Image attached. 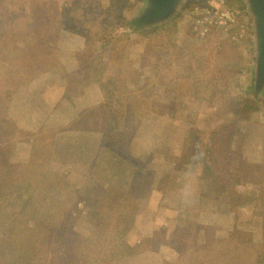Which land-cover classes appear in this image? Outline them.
I'll return each mask as SVG.
<instances>
[{
  "label": "rangeland",
  "instance_id": "obj_1",
  "mask_svg": "<svg viewBox=\"0 0 264 264\" xmlns=\"http://www.w3.org/2000/svg\"><path fill=\"white\" fill-rule=\"evenodd\" d=\"M144 1L0 0V264H264V180L241 167L264 142L246 9L184 0L142 28ZM218 4L235 23L201 36ZM45 73L66 90L27 148L18 90ZM173 171L206 179L198 208L164 211Z\"/></svg>",
  "mask_w": 264,
  "mask_h": 264
},
{
  "label": "crops",
  "instance_id": "obj_2",
  "mask_svg": "<svg viewBox=\"0 0 264 264\" xmlns=\"http://www.w3.org/2000/svg\"><path fill=\"white\" fill-rule=\"evenodd\" d=\"M68 38L69 41L66 42V45L68 50L71 49V54H80L85 51L86 46L82 36L72 34ZM67 63L68 62H65L64 70H67L68 68L66 66ZM71 66L73 67L71 69H77V65ZM124 75H128V72H125ZM65 86L66 83L62 80L57 81L55 78H52L49 74L45 73L44 77L34 78L23 87L19 88V94L22 95V97L25 96V98L23 99V102H20L17 99L22 108V115L20 118H17V122L22 121L23 125H25V129L22 131L27 135V140L25 141L27 148L30 147V142L32 141L29 139L30 135L34 136L37 131L36 129L41 127L43 123L46 125L50 118L54 119L51 114L55 111L58 105H60L66 90ZM40 90H42V94L39 93ZM94 91L99 92V86L98 90ZM37 94L40 95L37 96ZM37 97H39V99ZM66 125L67 124H61L58 126L57 124V127L60 128ZM261 130L262 139L264 140V128L262 127ZM1 146L2 144L0 143V147ZM241 161L242 171L245 175L264 180V142H262V145L259 144V146L257 145L253 148L251 155L242 156ZM206 191L207 181L204 177L200 176L199 173H177L176 171H173L170 175L168 187L163 194V200L167 201L169 199V202L172 205L163 206V209L166 213H173V210L180 208L181 205L185 208L196 209L199 207L201 196L203 193H206ZM161 203L162 205L164 204L163 201ZM256 207H264L263 192L259 191L257 195ZM242 210L243 209H241V211ZM194 211L195 210H191V212Z\"/></svg>",
  "mask_w": 264,
  "mask_h": 264
},
{
  "label": "water",
  "instance_id": "obj_3",
  "mask_svg": "<svg viewBox=\"0 0 264 264\" xmlns=\"http://www.w3.org/2000/svg\"><path fill=\"white\" fill-rule=\"evenodd\" d=\"M184 0H145L136 19L142 28L159 26L170 20ZM248 14L253 33L255 70L253 89L259 95L264 91V0H240Z\"/></svg>",
  "mask_w": 264,
  "mask_h": 264
},
{
  "label": "built area",
  "instance_id": "obj_4",
  "mask_svg": "<svg viewBox=\"0 0 264 264\" xmlns=\"http://www.w3.org/2000/svg\"><path fill=\"white\" fill-rule=\"evenodd\" d=\"M219 4L223 5V0H219ZM219 4L217 7L208 9L204 17L196 20L194 27L201 36L208 35L210 29L214 26L226 30V28L235 23L239 14L238 11L235 9H224ZM232 39L235 40L236 37Z\"/></svg>",
  "mask_w": 264,
  "mask_h": 264
},
{
  "label": "trees",
  "instance_id": "obj_5",
  "mask_svg": "<svg viewBox=\"0 0 264 264\" xmlns=\"http://www.w3.org/2000/svg\"><path fill=\"white\" fill-rule=\"evenodd\" d=\"M50 30H51V34H50V37L48 40V45H49L48 49H49V51H51L50 53H52V52H55V47L58 45V41L60 39V36L65 34V32L60 34L61 33L60 28H55L54 23H53V25H51ZM237 196H238L237 197L238 201L241 203L242 201H244V200L247 201L249 199V197H248L249 192L247 190H245V191L241 192V195L238 193ZM242 204H240V205H242ZM240 205H238V206H240Z\"/></svg>",
  "mask_w": 264,
  "mask_h": 264
}]
</instances>
